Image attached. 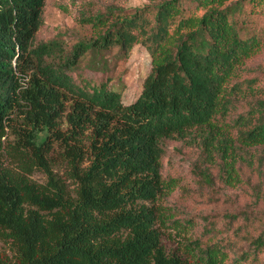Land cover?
I'll list each match as a JSON object with an SVG mask.
<instances>
[{
    "label": "trees",
    "instance_id": "1",
    "mask_svg": "<svg viewBox=\"0 0 264 264\" xmlns=\"http://www.w3.org/2000/svg\"><path fill=\"white\" fill-rule=\"evenodd\" d=\"M247 1L264 12V0L108 7L83 13L82 37L41 41L45 0H0V147L11 135L12 163H0L12 252L0 264H264V85L245 64L264 37ZM136 43L150 68L129 102L80 67L90 53L102 70L98 55L124 59ZM174 141L198 149L200 185L230 189L224 208L174 217L156 202L174 185L162 174Z\"/></svg>",
    "mask_w": 264,
    "mask_h": 264
},
{
    "label": "rangeland",
    "instance_id": "2",
    "mask_svg": "<svg viewBox=\"0 0 264 264\" xmlns=\"http://www.w3.org/2000/svg\"><path fill=\"white\" fill-rule=\"evenodd\" d=\"M153 0H45L42 22L37 30L36 39L45 41L54 37H61L66 40H76L88 33L90 27L82 21L83 13H93L96 11L104 12L108 7L130 8L142 6ZM245 15L248 17L251 26L256 27V31H261L264 37V12H250V4L245 3ZM257 9V8H254ZM82 12V13H81ZM249 27V28H253ZM116 52L113 49L103 55L96 57V66L100 69H91L87 63L91 58L88 53L82 58L80 67L84 74L94 78H105L109 83L121 90L122 99L125 102L131 101L139 92L142 77L150 68V55L143 45L136 43L129 55L124 59L112 58ZM95 59V60H96ZM246 65L253 67L260 79V85H264V48L255 56L245 62ZM2 137L3 143L0 147V163L11 165V160L5 152L8 139ZM198 155V149L186 143L179 144L177 141L171 142L167 154L163 158V178L165 183L173 177L174 185L172 188H164L165 192L156 202L161 203L166 209L174 213V217L196 214L198 212H209L225 207L230 189L217 183L216 190L206 185H200L198 176L194 173L193 160ZM64 165L58 167V172L63 177ZM32 180L43 182L46 179L45 173L40 169H35L29 175ZM70 189L74 187L72 179L66 178ZM172 228H168V230ZM182 232H180L181 235ZM180 236L172 231V234L165 238L167 247L178 245ZM181 244V243H180ZM0 249H2L9 259L12 260V252L8 249V244L0 239Z\"/></svg>",
    "mask_w": 264,
    "mask_h": 264
}]
</instances>
